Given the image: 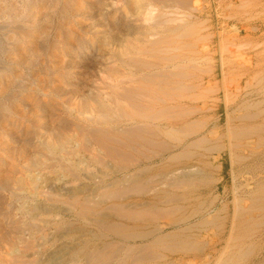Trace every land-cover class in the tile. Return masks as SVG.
Instances as JSON below:
<instances>
[{"label": "bare ground", "instance_id": "1", "mask_svg": "<svg viewBox=\"0 0 264 264\" xmlns=\"http://www.w3.org/2000/svg\"><path fill=\"white\" fill-rule=\"evenodd\" d=\"M251 1L0 0V264H264Z\"/></svg>", "mask_w": 264, "mask_h": 264}, {"label": "rangeland", "instance_id": "2", "mask_svg": "<svg viewBox=\"0 0 264 264\" xmlns=\"http://www.w3.org/2000/svg\"><path fill=\"white\" fill-rule=\"evenodd\" d=\"M253 1H251V4H249L248 5V7L246 6V7H242V8H231V9H226L225 11H224V13L226 14V16L225 17H223V16H220V15H218V20H219V22L221 21H227V23L229 24L227 27L229 28H227L228 30H232L233 29V27H237V26H246V24H247V26H250V25H258V24H260V23H262V22H264V6H253ZM263 7V8H262ZM235 9H237L236 11H235ZM231 10V11H230ZM239 10V11H238ZM228 11V12H227ZM252 11V12H251ZM228 14H227V13ZM232 12H235V13H232ZM252 13V14H251ZM230 15V16H229ZM220 17V18H219ZM224 18L226 19V20H224ZM248 18V19H247ZM216 23L218 24V21H216ZM257 23V24H256ZM217 24H216V26H217ZM241 24V25H240ZM232 27V28H231ZM260 35H262V36H260ZM242 42H244V43H246L245 45L244 44H242L243 46H241V43H240V47L238 46V49L242 52H244V53H246V52H248V55L250 56V55H252L253 53H254V45H256L255 43H256V40L259 42V47H258V49L260 50V54L261 55H259L258 57H256L257 59H253V61H250L249 63L247 62V61H245L244 60V62H243V65L242 66H238V67H236V68H242L243 66H250V67H253V69H252V71L250 72V73H247L249 76H247V78H246V76L245 77H240V79H239V76H237V75H239V74H237V73H234L233 74V79H235L234 80V83L236 82V81H241V83H242V85H246L247 83H246V80L247 79H251L253 76H254V78H253V80H251L252 81V83L253 84H255V82H256V78L258 77V78H260V76L261 77H263V79L261 80V82H260V84L259 85H261V83L262 84H264V29L263 30H261L260 32H258V33H256V34H254L253 36H251V38L250 39H248V38H243L242 37ZM255 40V41H254ZM247 41H249L248 43H247ZM263 41V42H262ZM254 44V45H253ZM243 49V50H242ZM263 57V58H262ZM262 61V62H260V61ZM258 61V62H257ZM241 64H242V62H240ZM262 66V67H261ZM255 69V70H254ZM260 71H259V70ZM256 71V72H255ZM258 72V73H257ZM253 75H252V74ZM263 73V74H262ZM251 75V76H250ZM238 78V79H237ZM242 78H243V81H242ZM245 78V79H244ZM259 85H257V86H259ZM256 85H253V87L255 88V87H257ZM249 87V88H248ZM248 87H246L245 88V90H248V91H251L252 89H250L251 87L250 86H248ZM255 96V95H254ZM253 96V97H254ZM256 97V96H255ZM261 98H262V96H260ZM237 100H238V96H234V100H233V103H234V109L236 108L235 106H236V104H237ZM238 112V111H237ZM237 112H234V113H237ZM234 122H237V121H234ZM256 151H258V154L256 155L258 158H260V160L262 161V162H264V148H263V146H259L257 149H256ZM260 154V155H259ZM238 162V161H237ZM240 164H242V165H240ZM234 168L235 169H237L239 172L241 171V170H243L244 169V161H239L237 164H235L234 165ZM239 172H236V173H239ZM241 177V178H240ZM243 178V176L242 175H240L239 176V181H241V179ZM237 179H238V177H237ZM230 199V201H231V199H232V196L229 194V196H228ZM243 261H241L239 264H243L242 263Z\"/></svg>", "mask_w": 264, "mask_h": 264}, {"label": "clouds", "instance_id": "3", "mask_svg": "<svg viewBox=\"0 0 264 264\" xmlns=\"http://www.w3.org/2000/svg\"><path fill=\"white\" fill-rule=\"evenodd\" d=\"M111 9H107L106 11H110Z\"/></svg>", "mask_w": 264, "mask_h": 264}]
</instances>
